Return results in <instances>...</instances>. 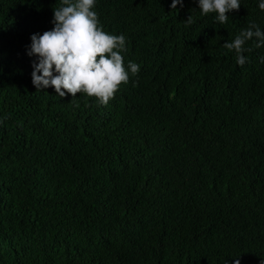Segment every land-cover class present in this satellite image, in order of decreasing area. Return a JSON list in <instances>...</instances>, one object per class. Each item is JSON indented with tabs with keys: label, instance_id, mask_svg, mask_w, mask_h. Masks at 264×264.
<instances>
[{
	"label": "trees",
	"instance_id": "obj_1",
	"mask_svg": "<svg viewBox=\"0 0 264 264\" xmlns=\"http://www.w3.org/2000/svg\"><path fill=\"white\" fill-rule=\"evenodd\" d=\"M196 0H97L140 66L107 105L31 82L60 0H0V264H264V47Z\"/></svg>",
	"mask_w": 264,
	"mask_h": 264
},
{
	"label": "clouds",
	"instance_id": "obj_2",
	"mask_svg": "<svg viewBox=\"0 0 264 264\" xmlns=\"http://www.w3.org/2000/svg\"><path fill=\"white\" fill-rule=\"evenodd\" d=\"M97 0H60L53 9L50 30L30 36L26 48L32 61L31 82L37 90L53 88L59 97L84 93L95 97L99 104L107 105L122 83H127L130 74L140 71L139 64L128 61L125 65L126 38L103 31L98 14L94 10ZM202 14L215 13V20L223 24L233 10H238L240 0H196ZM181 8L184 0H171L170 8ZM264 11V0H257ZM255 38V47H264V30L252 23L242 30L225 47L234 51L236 62L243 66L247 57L243 54L247 41ZM264 63V56L260 57ZM229 264V262H228ZM231 264H241L233 257Z\"/></svg>",
	"mask_w": 264,
	"mask_h": 264
}]
</instances>
